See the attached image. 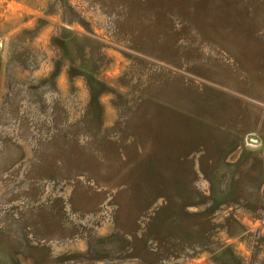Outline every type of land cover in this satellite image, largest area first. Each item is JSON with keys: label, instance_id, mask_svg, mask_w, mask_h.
<instances>
[{"label": "rangeland", "instance_id": "obj_1", "mask_svg": "<svg viewBox=\"0 0 264 264\" xmlns=\"http://www.w3.org/2000/svg\"><path fill=\"white\" fill-rule=\"evenodd\" d=\"M0 264H264V0H0Z\"/></svg>", "mask_w": 264, "mask_h": 264}]
</instances>
